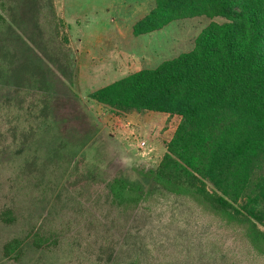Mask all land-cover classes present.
I'll use <instances>...</instances> for the list:
<instances>
[{
    "label": "trees",
    "instance_id": "16d2710c",
    "mask_svg": "<svg viewBox=\"0 0 264 264\" xmlns=\"http://www.w3.org/2000/svg\"><path fill=\"white\" fill-rule=\"evenodd\" d=\"M196 17L223 21L209 23L190 52L88 95L116 115L154 112L179 119L155 168L107 185L112 206L132 213V229L118 250L101 246L97 261L156 264L140 232L146 216L170 198L239 234L264 258V0H157L132 33L140 36ZM20 20L31 24L34 38L21 32ZM54 20L52 0H0L3 138L26 133L18 123L23 117L35 122L29 134L58 121L53 67L61 73L72 60L51 28ZM0 217L8 224L16 220L12 209ZM32 242L45 246L38 233ZM22 247V240L14 239L3 253L19 259Z\"/></svg>",
    "mask_w": 264,
    "mask_h": 264
},
{
    "label": "rangeland",
    "instance_id": "374dc122",
    "mask_svg": "<svg viewBox=\"0 0 264 264\" xmlns=\"http://www.w3.org/2000/svg\"><path fill=\"white\" fill-rule=\"evenodd\" d=\"M156 1L52 0L51 28L72 61L61 73L53 67L64 83L52 78L60 97L52 104L57 123L29 134L35 122L23 117L18 123L26 133L0 135V215L5 209L16 214L12 224L0 217V264H107L97 261L100 247L118 250L132 229V213L112 206L107 185L155 168L179 119L151 112L116 115L88 95L190 52L209 23L223 21L177 20L134 36L133 26ZM18 26L34 38L30 23L20 20ZM143 222L140 235L156 264H264L239 234L174 198L161 200ZM34 233L45 246L33 244ZM14 239L23 242L19 259L3 253Z\"/></svg>",
    "mask_w": 264,
    "mask_h": 264
},
{
    "label": "built area",
    "instance_id": "2783aa9c",
    "mask_svg": "<svg viewBox=\"0 0 264 264\" xmlns=\"http://www.w3.org/2000/svg\"><path fill=\"white\" fill-rule=\"evenodd\" d=\"M144 146H145V142L142 141V142L140 143V147L143 148Z\"/></svg>",
    "mask_w": 264,
    "mask_h": 264
},
{
    "label": "crops",
    "instance_id": "0c3cea01",
    "mask_svg": "<svg viewBox=\"0 0 264 264\" xmlns=\"http://www.w3.org/2000/svg\"><path fill=\"white\" fill-rule=\"evenodd\" d=\"M151 113H154V112H151ZM159 114V113H158ZM160 114H162V113H160ZM164 115H166V116H168L167 114H164ZM169 117V116H168Z\"/></svg>",
    "mask_w": 264,
    "mask_h": 264
}]
</instances>
